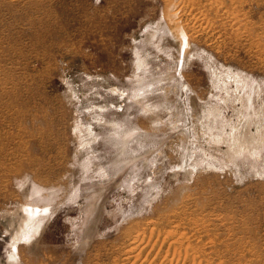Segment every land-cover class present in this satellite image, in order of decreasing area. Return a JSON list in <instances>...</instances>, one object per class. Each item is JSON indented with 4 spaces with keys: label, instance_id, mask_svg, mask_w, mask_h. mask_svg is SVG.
Returning a JSON list of instances; mask_svg holds the SVG:
<instances>
[{
    "label": "rangeland",
    "instance_id": "obj_1",
    "mask_svg": "<svg viewBox=\"0 0 264 264\" xmlns=\"http://www.w3.org/2000/svg\"><path fill=\"white\" fill-rule=\"evenodd\" d=\"M249 117L264 0H0V264L26 200L50 211L23 264H264V141L227 155Z\"/></svg>",
    "mask_w": 264,
    "mask_h": 264
},
{
    "label": "bare ground",
    "instance_id": "obj_2",
    "mask_svg": "<svg viewBox=\"0 0 264 264\" xmlns=\"http://www.w3.org/2000/svg\"><path fill=\"white\" fill-rule=\"evenodd\" d=\"M168 5V7H169V9L167 10V18L174 24V32H171V31H173V30H171L170 31V28H168V26H167V30L168 31H170L171 33H174V34H172V35H175V37L177 38V39H179V42H180V44H181V46H187L188 45V41H187V36H186V32L184 31V29H183V27L181 26V25H179V21L177 20V17H176V14L177 13H175V12H173L172 11V9H170V8H173L174 7V5H173V3L171 2V1H169V3L167 4ZM166 10V9H165ZM173 26V25H172ZM159 27H161V26H159ZM162 28V27H161ZM164 29H166V28H164ZM171 29H172V27H171ZM166 31V30H165ZM164 33V32H163ZM165 36V35H164ZM160 37V36H159ZM180 50H182L181 52L182 53H184L185 54V50L186 49H184V48H182V49H180ZM185 61V57H184V60H183V62ZM139 64V63H138ZM146 65V64H145ZM183 65V64H182ZM149 66V65H148ZM184 67V66H183ZM183 67H182V69H181V72H180V74H179V77L181 78L180 80V85L182 86V87H185L187 90L188 89H190L191 90V87L189 86V84H188V82L186 81V78H185V76H184V74H183ZM162 71V70H161ZM152 74V73H151ZM163 74V73H162ZM167 80V79H166ZM137 82V81H136ZM168 84V83H167ZM181 86H180V88H181ZM136 88V87H135ZM114 89V88H113ZM112 89V90H113ZM138 89V88H137ZM140 89H143V87H141ZM184 89V88H183ZM115 90V89H114ZM187 90L185 91V94L187 93ZM138 91V90H137ZM140 91V90H139ZM189 91V90H188ZM192 91V90H191ZM135 92H136V90H135ZM146 92V91H145ZM190 92V91H189ZM139 93V92H138ZM133 94H134V91H133ZM142 94V93H141ZM136 95H137V92H136ZM139 95V94H138ZM143 96H145L144 95V92H143V94H142ZM142 95L141 96H138V97H142ZM174 95V94H173ZM181 95H183V94H180V96ZM189 94H187V96H188ZM249 94L248 93H246V95H244V97L242 98V96H241V98L244 100V104L248 101V99H250L249 98V96H248ZM251 95V94H250ZM134 96V95H133ZM168 96H170V95H168ZM130 97V96H129ZM137 97V98H138ZM177 97V96H176ZM133 98V97H132ZM143 98V97H142ZM178 98V97H177ZM180 98H182V97H180ZM185 98V97H184ZM184 98H183V100H182V102L184 101ZM144 99V98H143ZM142 99V100H143ZM176 99V98H175ZM187 100H188V98H186ZM241 99V100H242ZM132 100V99H131ZM136 100V99H135ZM146 100V99H145ZM187 100H185L186 102H187ZM190 100V99H189ZM240 100V99H239ZM141 102V101H140ZM145 102V101H144ZM157 102V101H156ZM163 102V101H162ZM186 102H184V103H186ZM154 103V102H153ZM158 103V102H157ZM242 103H243V101H242ZM152 104V103H151ZM156 104V103H155ZM174 104V103H173ZM139 105H140V103H139ZM142 105V104H141ZM188 107L190 108V110H192L191 109V105H190V103H189V101H188ZM246 105V104H245ZM249 105V104H248ZM142 106H144V104L142 105ZM251 106V105H250ZM138 107V106H137ZM147 107H150V106H147ZM155 107V106H154ZM187 107V108H188ZM247 107V106H246ZM252 107V106H251ZM144 108L146 109V107L144 106ZM152 108V107H151ZM157 107H155V109H156ZM183 108V107H182ZM150 109V108H149ZM154 109V110H155ZM251 109V108H250ZM153 110V111H154ZM125 111V110H124ZM143 111V110H142ZM186 111V110H185ZM188 111H189V109H188ZM145 113V112H144ZM150 113V112H149ZM254 113V112H253ZM186 114V121L188 122V123H184V121H182V126H184V128H185V130H186V132L188 133V136L190 137L191 136V134H190V128H189V120H188V117H187V112L185 113ZM190 114H191V112H190ZM183 115V114H182ZM258 115V114H257ZM256 115V116H257ZM153 117V116H152ZM184 117H183V120H184ZM259 117V116H258ZM257 117V118H258ZM122 118V117H121ZM131 119V118H130ZM150 119V118H149ZM153 119H156V117H153ZM249 119L250 120H247L246 122H247V126H244V130H243V134H241L240 135V133H241V131H239V132H237V129L235 128V129H232L233 131H232V135H233V137L237 140V144H235L234 146L232 145L229 149H230V152H228L227 153V155L228 156H230V155H232V153H231V151L233 152V154H234V151H242L243 149H244V151H245V149L247 148V149H256L257 147H259L260 145L261 146H263L262 144H264V143H262L263 141H264V121H263V119H262V122H260V124L258 125V127L256 126V132L254 133V134H250L249 133V124H250V121H251V117H249ZM131 121V120H130ZM155 121V120H154ZM253 122V121H252ZM252 122H251V125H252ZM126 123H128V122H126ZM186 124V125H185ZM246 125V124H245ZM257 125V124H256ZM85 126V125H84ZM112 126V125H111ZM113 127V129L112 130H114V134L113 135H118L119 137H121V136H128L129 138H132L136 133H138V130L139 129H135V128H133V129H128V128H123V126L121 127L120 126V123L119 124H117V122H116V124H115V126H112ZM138 128V127H137ZM111 129V128H110ZM127 129V130H126ZM143 132V131H142ZM107 134V133H106ZM121 136H120V135ZM149 135V134H148ZM137 136H139V135H137ZM141 136V135H140ZM146 136V135H145ZM115 137V136H114ZM93 138V137H92ZM135 138V137H134ZM126 139V138H125ZM124 137L122 138L121 137V139H120V142H121V140H123L122 142H124ZM137 139V138H136ZM89 140V139H88ZM140 140V139H139ZM143 140V139H142ZM117 141H119V139L117 138ZM130 141H132V139L130 140ZM234 141V139H232V142ZM189 142V141H188ZM192 142V141H191ZM117 143V142H116ZM136 143V142H135ZM262 143V144H261ZM189 144H190V142H189ZM119 145V144H118ZM121 145V144H120ZM117 146V145H116ZM126 147V146H125ZM124 147V148H125ZM132 147H133V145H132ZM131 147V148H132ZM121 149H123V148H121ZM187 149V148H186ZM247 149H246V151H247ZM257 150V149H256ZM127 151V150H126ZM255 151V150H254ZM188 151H186L185 152V156H183V157H186V153H187ZM132 153V152H131ZM190 153V152H189ZM188 153V154H189ZM238 153V152H237ZM236 153V154H237ZM257 153V152H256ZM239 156V155H238ZM123 157V156H122ZM132 159V158H131ZM119 160V159H118ZM134 160V159H133ZM184 160V159H183ZM128 162H130L129 160H128ZM184 162H186V161H184ZM127 163V162H126ZM182 163V162H181ZM118 164V163H117ZM120 166V165H119ZM83 167V169L85 170L86 168H87V166H82ZM184 168V167H183ZM82 170V169H81ZM86 171V170H85ZM106 172V171H105ZM80 177V176H79ZM22 185V184H21ZM22 191H23V195H24V197H25V199L26 198H28V197H31L32 198V196L34 195H37L38 194V196H45L46 198H48L47 197V195L48 194H46V195H44L43 194V192L41 193V188L39 187V186H37V185H34V186H32L31 188L29 187V188H27L28 187V185L26 186V185H22ZM104 191V190H103ZM37 196V197H38ZM35 198V197H34ZM39 198V197H38ZM40 198H42L43 199V197H40ZM39 198V199H40ZM46 198H44V200L46 199ZM49 207H48V204L46 203V204H44V205H40V204H37L36 202H31V201H28V200H26V201H24V202H22V203H20V205H18L17 207H16V213L14 214L15 215V221H18V222H16L17 224L14 226V228H13V230L11 231V243L9 244V245H11V249L10 250H7V252H6V257H7V262L6 263H8V264H20V263H22L21 262V260H20V255H19V253H18V247H19V244H21V243H19V241L21 242V241H23V243H24V246H26V248H27V250H28V252L29 253H33V254H38V253H40L41 252V244H43L42 243V241H41V237H42V232H44V227H45V223H46V221H48V216H49ZM12 222H14V219H12ZM151 229H153L152 227H151ZM135 232V231H134ZM132 233V232H131ZM130 233V234H131ZM139 233V232H138ZM10 234V233H9ZM137 234V233H136ZM136 234H134V235H136ZM132 235V234H131ZM130 238H132V237H130ZM143 238H144V234H143ZM138 239H139V236H138ZM137 239V236L135 237L134 236V238H133V240L132 239H130V241H132V242H134V241H137L138 240ZM142 239V238H141ZM140 239V240H141ZM139 240V241H140ZM135 243V242H134ZM135 246V245H134ZM133 247V246H132ZM129 252L131 253L132 252V249H130L129 250ZM131 256V255H130ZM126 257V256H125ZM128 257V256H127ZM6 261V260H5ZM23 264V263H22ZM133 264V263H132Z\"/></svg>",
    "mask_w": 264,
    "mask_h": 264
}]
</instances>
